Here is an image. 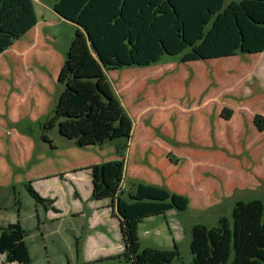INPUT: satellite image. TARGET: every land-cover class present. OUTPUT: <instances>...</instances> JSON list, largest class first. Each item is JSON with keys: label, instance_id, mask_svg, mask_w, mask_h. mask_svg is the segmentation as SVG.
I'll list each match as a JSON object with an SVG mask.
<instances>
[{"label": "rangeland", "instance_id": "rangeland-1", "mask_svg": "<svg viewBox=\"0 0 264 264\" xmlns=\"http://www.w3.org/2000/svg\"><path fill=\"white\" fill-rule=\"evenodd\" d=\"M52 2L33 0L36 25L0 54V226L20 223L29 264H129L115 206L91 199L88 168L123 158L124 197L143 182L189 198L185 210L137 225L140 248L176 247L172 264H189L193 225L230 217L237 200L264 205V52L188 62L163 54L155 64L105 70L131 136L76 146L57 125L44 129L77 30ZM26 183L53 200L48 210ZM2 263L19 264L0 254Z\"/></svg>", "mask_w": 264, "mask_h": 264}, {"label": "trees", "instance_id": "trees-1", "mask_svg": "<svg viewBox=\"0 0 264 264\" xmlns=\"http://www.w3.org/2000/svg\"><path fill=\"white\" fill-rule=\"evenodd\" d=\"M51 7L77 30L58 71L63 87L44 129L57 125L76 146L131 136L132 119L105 70L155 64L163 54H181L188 62L264 52V0H53ZM36 23L33 0H0V54ZM42 139L51 142L44 132ZM88 168L91 199H109L115 206L129 264H172L177 248H140L137 225L171 208L185 210L189 198L143 182L124 197L123 158ZM25 189L44 210L53 203L31 183ZM25 236L19 222L0 226L6 262L29 264ZM189 249V264H264L263 202L237 200L230 217L193 225Z\"/></svg>", "mask_w": 264, "mask_h": 264}, {"label": "crops", "instance_id": "crops-1", "mask_svg": "<svg viewBox=\"0 0 264 264\" xmlns=\"http://www.w3.org/2000/svg\"><path fill=\"white\" fill-rule=\"evenodd\" d=\"M36 25V24H35ZM34 27V26H33ZM12 263H14V262H12Z\"/></svg>", "mask_w": 264, "mask_h": 264}]
</instances>
